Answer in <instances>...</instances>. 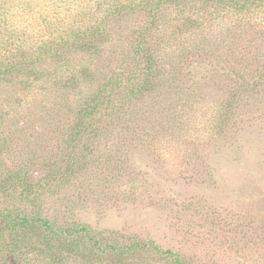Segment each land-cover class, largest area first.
Returning a JSON list of instances; mask_svg holds the SVG:
<instances>
[{
	"label": "rangeland",
	"instance_id": "374dc122",
	"mask_svg": "<svg viewBox=\"0 0 264 264\" xmlns=\"http://www.w3.org/2000/svg\"><path fill=\"white\" fill-rule=\"evenodd\" d=\"M215 1L0 0V212L126 251L63 264H264V4ZM145 51L158 77L130 94ZM6 227L0 264H55L58 242L26 229L13 252Z\"/></svg>",
	"mask_w": 264,
	"mask_h": 264
},
{
	"label": "trees",
	"instance_id": "16d2710c",
	"mask_svg": "<svg viewBox=\"0 0 264 264\" xmlns=\"http://www.w3.org/2000/svg\"><path fill=\"white\" fill-rule=\"evenodd\" d=\"M168 1L171 0H143V2L141 3L143 6L150 8V11H152V15H156L158 6ZM205 1H207L208 4L212 2V0ZM215 3L217 7H221L225 10L228 9L230 6L234 5L236 7L241 6L243 8L250 5L255 6L256 4L260 6L262 5V3L264 4V0H216ZM124 5H126L124 4V2H118L117 5H112L110 8V13L112 12L113 14L114 12L119 11V7ZM100 28L101 27L99 26L98 29L100 30ZM143 55L144 57L148 56L146 51ZM147 63L148 66L144 68V78L146 77L144 81L137 86H134L132 83L126 84L124 86L127 90L130 91V94H142L152 89L158 77V71L155 68V64L154 62H152V58L150 56L147 57ZM118 85L122 86L123 84ZM101 110L102 107L98 106V104H95L93 106H90L84 112L80 124H77L76 127H74V131L70 134V137L73 142L78 141V137L88 131V123H86L85 120H90L91 116H94V114L96 115ZM78 161V156L75 152V154L73 155V162ZM72 171L75 172V170ZM22 184H24V181L22 182ZM0 217L4 219L5 224L7 225L6 228L10 232L9 236L11 238V243H9V246L6 243V248H10V250H13V252H18V247L27 241V238L22 235V233L26 229L40 231L47 240V244H51L52 242H58V252L52 250V245H48V247L45 248L49 250V256L52 259V262L54 261L55 264H63V256L61 255H63L64 253H72L77 251L81 253L80 255L85 256V252L81 248L88 249L91 252V255H96L95 253L96 251H98L101 254L109 252L110 255L112 254L115 257H120L126 252L125 247L122 248L120 245L114 244V242H111L108 238L98 237L94 235L93 233H91L90 229L85 225H82L81 230L74 228L73 225L68 224L65 226L58 227L46 218H41L37 214L33 213L27 214L22 210L12 212L9 209H4L2 212H0ZM147 246L153 247L155 246V244L152 241H147L145 243L136 242L131 244L128 249L134 250L138 247L144 248ZM156 249L158 251H161L159 248ZM167 253L169 255H173L171 250H167ZM174 261L176 264H184L183 261H181L177 256L175 257Z\"/></svg>",
	"mask_w": 264,
	"mask_h": 264
}]
</instances>
